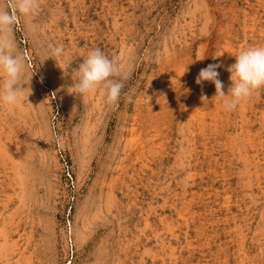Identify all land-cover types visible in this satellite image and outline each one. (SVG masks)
<instances>
[{
    "label": "rangeland",
    "instance_id": "obj_1",
    "mask_svg": "<svg viewBox=\"0 0 264 264\" xmlns=\"http://www.w3.org/2000/svg\"><path fill=\"white\" fill-rule=\"evenodd\" d=\"M38 4L12 30L30 92L0 105V264H264V88L225 111L194 82L218 62L227 91L264 0ZM93 48L128 70L114 105L59 68Z\"/></svg>",
    "mask_w": 264,
    "mask_h": 264
},
{
    "label": "clouds",
    "instance_id": "obj_2",
    "mask_svg": "<svg viewBox=\"0 0 264 264\" xmlns=\"http://www.w3.org/2000/svg\"><path fill=\"white\" fill-rule=\"evenodd\" d=\"M38 7V0H11V3L0 6V105H15L22 95L26 98L30 92L28 84L33 71L26 73V62L16 50L12 30L19 16L33 15ZM62 52V46H52L49 57L60 56ZM233 56L234 62L227 67L231 84L226 92L218 79V62L201 68L194 81L198 85L203 81L212 83L215 89L213 97L225 111L235 109L242 100L264 88V44L243 47ZM59 68L71 77L70 93L84 95L99 89L109 105L118 101L123 81L128 77L125 67L118 66L98 48L88 50L75 69L71 61ZM200 99L207 102L203 95Z\"/></svg>",
    "mask_w": 264,
    "mask_h": 264
}]
</instances>
